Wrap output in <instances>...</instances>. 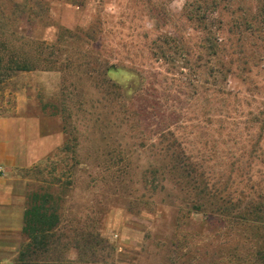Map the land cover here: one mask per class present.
Wrapping results in <instances>:
<instances>
[{"label": "rangeland", "instance_id": "obj_1", "mask_svg": "<svg viewBox=\"0 0 264 264\" xmlns=\"http://www.w3.org/2000/svg\"><path fill=\"white\" fill-rule=\"evenodd\" d=\"M13 1L21 3V13ZM188 1L212 7L214 20L222 22V53L233 61V74L208 91L203 80L209 68L201 70L203 79L197 81L190 68L157 62L151 54V43L164 31L183 39L193 53L201 51L202 34L184 17ZM4 6L12 15H0V43L7 44L0 46V264H20L18 251L27 239L19 228L21 212L33 193L54 196L60 223L46 249L32 250L23 264H261L231 261L215 235L217 223L207 222L205 212L189 209V189L179 191L170 173L160 180L158 167L169 158L157 135L111 127L110 117L96 128L94 103L87 101L92 89L88 81H77L72 70L94 53L77 36L63 34L66 47L54 42L60 27L73 32L95 28L101 37L93 51L120 59L117 77L126 94L116 104V116L125 115L131 91L145 84L136 74L142 70L148 81L159 82L148 104L168 109L181 149L211 181L235 177L234 188L249 192L239 181L248 175L264 179V137L257 158L250 150L257 132L251 119L264 107V35L244 32L243 23L264 7V0H0ZM81 46L82 51L75 49ZM20 55L34 59L35 66L17 69ZM75 82L82 87L81 96ZM191 84H198V93ZM222 90L234 96L225 99ZM227 115L235 117L234 124H227L236 135L230 146L235 170L225 164L231 156L220 145L224 136L216 132ZM157 117L144 116L150 131ZM50 135H60L61 141L42 152Z\"/></svg>", "mask_w": 264, "mask_h": 264}, {"label": "trees", "instance_id": "obj_2", "mask_svg": "<svg viewBox=\"0 0 264 264\" xmlns=\"http://www.w3.org/2000/svg\"><path fill=\"white\" fill-rule=\"evenodd\" d=\"M70 1L77 2V0ZM14 3L15 1H13L12 6L15 7V10L22 8L21 11H18L21 13L24 9L23 6L21 7V3ZM5 9V6L0 8L2 17L12 15L11 9L6 12L4 11ZM183 13L191 28L202 34V41L198 46L201 51L193 53L191 46L187 45L183 39L164 31L158 36L156 40L158 42L154 40L151 43V48H153L151 54L157 62L162 60L173 65L179 63L182 67L190 68V70L194 71V78L197 81L203 79L201 78V70L209 68L210 72L205 75L206 79L203 80V83H206L203 88L208 91L209 87L216 84L217 80L225 81L229 74H233L230 69L233 61L222 53L221 37L218 35L223 28L222 22L218 19L217 21L214 20L212 7L199 2L189 4L188 1L184 6ZM17 18H20V16H17ZM257 24H260L259 28ZM76 29L77 31L73 32L70 29L60 27L54 43L59 47H66L68 44L63 43V34L68 35V37L77 36V39L86 45L90 54L94 53L90 60L83 59L78 61L72 70H75L77 81H88V87L92 89V95L88 97L87 101L91 104L94 103L95 110L93 114L95 117H93V124L96 128H101L100 124L107 121L110 117L111 120L107 122H111V127L120 129L124 126L130 130L139 129L138 131L142 135H149L150 132L157 135L159 137L158 144L168 153L166 157L169 158L168 164H161L158 167L160 169L157 168L159 170L158 173L163 175L166 172L174 176L172 177L174 184H180L179 191H182L183 194L189 189L188 195H185L190 206L189 209L205 212L208 218L207 222L210 224L217 223L216 226L219 231L215 230L217 231L215 235L220 240L222 248L230 252L227 253L228 258L236 263L239 261L243 263L257 261L264 264V179L257 178V175L253 179L248 175L244 178L245 182H243V179V181H239L241 184L248 186L249 192L234 188V185H236L235 177L226 176L219 181H211L212 178L203 173L197 160H194L189 153H185L181 149L183 145L171 130L172 125L169 120L168 109H157L159 104L155 102H151V105L148 104V97L154 96L150 91L154 92L156 89L154 84L158 83L159 85V82L157 80L148 81L142 70L139 71L137 69L136 74L138 76L139 74L141 75L140 80L144 79L145 84L137 91H135L136 89L131 91L129 95L131 101H129V104L124 105L125 115L117 117L116 114L119 110L116 108V104L126 94V86H123L117 77L118 70L121 69L120 59L112 55H103L100 52L93 51L95 43L101 37L95 28L88 26ZM243 31L258 38L264 35V7H261L254 17L251 16L250 19L244 21ZM6 45L4 42L0 43V46ZM154 47L158 49L157 52ZM82 48L84 46L76 47L75 49L80 52L83 50ZM166 49H173L174 52L170 53ZM17 59L15 67L19 70H28L35 66L34 59H27L21 55ZM7 60L14 61L12 57ZM37 61L38 59H35L36 63H38ZM67 61L65 62L66 66L69 64ZM209 78H211V82ZM73 84L75 86L77 84L76 91L78 92L79 90L78 95L81 96L82 87H80L79 83L75 82ZM191 85L194 90L198 86V84ZM196 93L198 92L196 91ZM222 93L225 99H231L234 96V94L226 93L224 90H222ZM206 103V108H210L209 104L211 102L207 100ZM138 106L140 110L137 109ZM156 110L157 113H155ZM145 115H158L157 126L154 130L150 131L149 123L143 119ZM226 117L220 119L221 122H219V128L216 132L220 138L224 136L220 139V145L225 149L227 148V153L231 156L230 158H225L224 162L226 165L228 164L227 166L233 168L236 165V160L232 154L234 150L230 146L234 144L233 139L236 135L233 133L234 128L227 127V124H234L233 119L235 117L232 115H227ZM87 118L92 119L90 117ZM251 121L256 126L257 132L250 150L254 157L257 158L258 156L257 154L255 155V152L261 148L260 141L264 137V107L256 112ZM235 128L237 129V127ZM174 146L179 148V151L175 150ZM219 151H221V148ZM239 171H241L240 177L245 176V172L240 169ZM162 175L160 180H167L165 175ZM161 185L160 188L165 184ZM176 198H178V195ZM55 203L54 196L50 193L31 194L30 202L23 213L22 227V231L29 241L19 252L16 259L18 263H25L23 259L32 250L46 249L48 237L53 235L54 230L59 227L60 223ZM175 242L177 246V241ZM172 243L174 244V241ZM230 250L233 251L231 252ZM204 256H207L206 252H204ZM209 257L211 256L207 258Z\"/></svg>", "mask_w": 264, "mask_h": 264}, {"label": "crops", "instance_id": "obj_3", "mask_svg": "<svg viewBox=\"0 0 264 264\" xmlns=\"http://www.w3.org/2000/svg\"><path fill=\"white\" fill-rule=\"evenodd\" d=\"M57 140H58V142L60 143V141H61V136L60 135H56V136H53V135H50V136H48V137H46L45 139H44V141H43V143H44V149H42V152H47V151H49L50 149H52L53 147H55V146H57ZM13 162L16 164V163H18V158L17 157H15L14 158V160H13ZM1 205L2 204H0V207H1ZM25 210V209H24ZM24 210L21 212V218H22V222H20L21 224H20V227L19 228H21V231H22V227H23V213H24ZM2 212H4L3 210H1L0 211V214L2 213ZM22 233L24 234V232L22 231ZM25 235V234H24ZM25 237L27 238L26 239V242H25V244L23 245V247L28 243V241H29V239H28V237L25 235ZM22 247V248H23ZM22 249H20L19 251H18V254H19V252L21 251Z\"/></svg>", "mask_w": 264, "mask_h": 264}]
</instances>
